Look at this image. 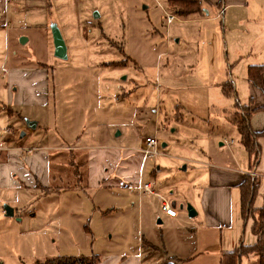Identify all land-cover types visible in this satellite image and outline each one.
<instances>
[{"label":"rangeland","instance_id":"obj_1","mask_svg":"<svg viewBox=\"0 0 264 264\" xmlns=\"http://www.w3.org/2000/svg\"><path fill=\"white\" fill-rule=\"evenodd\" d=\"M208 1L204 10L217 13ZM242 7L226 5L227 17L238 14L231 27L192 17L167 25L177 17L166 0L0 5V131H10L12 146L31 149L22 153L25 164L0 161V264L91 255L104 264L113 256L184 264L173 255L216 247L219 231L187 209L200 210L203 192L217 188L209 168H236L246 155L227 118L248 103V68L264 64V0ZM53 27L64 60L54 56ZM229 81L234 93L226 97ZM146 137L159 142L160 154L142 164L141 182L175 203L174 219L156 196L129 185L138 169L119 163L112 172L111 154L138 156ZM101 168L127 187L86 186L87 170ZM14 170L16 185L5 177Z\"/></svg>","mask_w":264,"mask_h":264},{"label":"crops","instance_id":"obj_2","mask_svg":"<svg viewBox=\"0 0 264 264\" xmlns=\"http://www.w3.org/2000/svg\"><path fill=\"white\" fill-rule=\"evenodd\" d=\"M244 1L245 0H237L236 3L230 2L226 5L233 6L234 8H243L242 6L244 5ZM206 2H209V1L204 0L203 10H204V4ZM9 3H14V2H6V0H0L1 6H3L4 4H9ZM213 3L216 4L217 13H213L209 15L210 13H207L204 10L203 15H200V14L192 15L191 17L194 18L192 20H196L198 23L202 24L205 22H213L218 19H221V24L223 23V20H224L225 23H228L231 27H233L235 21L237 20L238 14L236 12H231L227 17V10H225L226 5L221 3V1H217V0L213 1ZM205 15L211 16V17L205 18ZM176 19H179V18H175L170 23L166 22V24L171 25L173 21H175ZM182 20L191 21V19L190 20L182 19ZM247 83L249 85V99H248V103L241 108L246 107L250 111L257 109L256 111L252 112L249 118V125L253 132L261 134L264 132V83H263L262 90L255 88L248 81ZM8 142H9L8 144L12 146L11 139H9ZM257 144L259 146V159L253 169H250V161H249L248 154L246 153L244 158H242L241 162L239 163V166L236 165L237 166L236 168L230 167V165L229 166L213 165L215 167H211L208 170V175H207L208 180L213 182V185L217 186V188H212L208 191L203 192L201 208L200 210L197 209V211L195 212H197L196 215H199L200 212L203 213L204 218H205L204 219L205 223L203 224V226L205 227V229L219 231V237H218L219 239L216 242V247L212 246L211 249H207L206 251L196 253L197 251L195 249L196 247L195 245L194 247L195 253H192V255L175 254L173 255V258L175 260L180 261L184 264L192 263L193 261L195 262L202 261L203 264H219L220 258L223 254H227V253H230L238 249L241 244L244 246H248L254 243L255 237L251 234V227L253 224L252 220L248 219L246 222H244L241 218L239 186L243 182L245 176H251L250 175L251 173H255L257 176L256 178L260 179V187H259L258 194L254 201V208L259 209L262 207L263 193H264V135H261L257 138ZM140 149L138 150V156H134V157H132V155H129L126 158H121L118 153L111 154V159H109V161L111 162L113 166L112 172H114L115 170L114 168L116 164H119V163L125 164V166H130V167L132 166L133 168L138 169L137 172H139L138 173L139 175L137 177V180L132 183H129V185L134 186L139 196L140 195L156 196L158 204L160 205L159 199L163 197L160 194L155 193V191H153V188H152V191L154 194L144 193L138 190L137 188L138 184L140 183L150 184V183L141 182V178H140L141 169L140 168H142V164L146 160L143 159ZM1 156H2V160L0 159L1 162L5 164L9 162L11 165L12 163H19V162L22 163L23 161H24L23 164H25V162H28V160H30V158L23 157L22 153L17 152V151L4 152L0 155V157ZM234 158L235 157L233 154L232 161L233 163H236ZM30 162L32 163V159ZM84 163L86 164V162ZM107 172L108 171H105L102 168H101L100 173L99 172L96 173L94 170L92 171L87 170L86 177H83V180L84 179L86 180L85 181L86 186L90 185V186H99V187H104V188H106V186L107 188H114V187L126 188L127 187L128 184L124 182H120L115 177L114 179L111 180V176H107L108 174ZM116 173H117L116 177H119L123 174L117 170H116ZM8 175L9 176H5V177L7 179H10L13 185H16L15 180L17 179L16 178L17 175L15 173V170L8 173ZM21 177H24V175H21ZM35 181L37 183V187L45 186L44 184L45 180L43 181V178L42 179L40 178V180L35 178ZM14 214H15V211H14ZM176 216L170 217L169 219H174L176 218ZM206 242L210 243L207 240ZM191 247L193 249V246H190V248ZM192 249H190V251ZM251 257L252 256L243 257V258L244 259L248 258L247 264L249 263L258 264L257 260ZM243 258L241 259L240 264H242ZM128 260L132 262L131 264H139V261L136 259L131 258V259H127L123 261L121 257H116V256L111 257L109 261H107V264H124ZM98 264H104V263L101 262L99 259Z\"/></svg>","mask_w":264,"mask_h":264},{"label":"trees","instance_id":"obj_3","mask_svg":"<svg viewBox=\"0 0 264 264\" xmlns=\"http://www.w3.org/2000/svg\"><path fill=\"white\" fill-rule=\"evenodd\" d=\"M168 8L179 19H187L195 14H202L204 0H166ZM247 81L255 88L262 90L264 83V64L250 66L247 70ZM223 94L229 97L234 93L232 83L225 82L222 85ZM238 107V106H237ZM245 108V107H244ZM257 110V109H256ZM249 109L237 110L229 115L228 121L236 128L240 143L250 161V169H253L259 159V146L257 138L263 133H255L249 125L251 113L256 111ZM260 187V179L252 176H245L239 186L240 190V214L244 222L252 219L251 234L255 237L253 244L240 247L230 253L223 254L219 264H240L243 257L255 256L258 264H264V193L263 205L259 209L254 208V201ZM99 256H63L48 259L35 264H98Z\"/></svg>","mask_w":264,"mask_h":264},{"label":"built area","instance_id":"obj_4","mask_svg":"<svg viewBox=\"0 0 264 264\" xmlns=\"http://www.w3.org/2000/svg\"><path fill=\"white\" fill-rule=\"evenodd\" d=\"M20 0H6V2H18ZM172 20H174L173 16H168L167 17V23H170ZM11 133L8 129H4L0 131V155L4 152L8 151H17L20 153H31V149L26 148V147H21V146H10L8 145V140L10 137ZM140 152L143 156L144 160H147L149 158H152L154 156H157L160 154L159 152V142L154 138V137H146L143 139L142 145ZM252 177H257L255 173L250 174ZM138 190L144 192V193H149V194H154L152 191V187L150 184H138L137 186ZM160 206L162 208V211L164 214L168 217H175L176 216V211L175 209L171 206V203L167 201L164 198H160Z\"/></svg>","mask_w":264,"mask_h":264},{"label":"water","instance_id":"obj_5","mask_svg":"<svg viewBox=\"0 0 264 264\" xmlns=\"http://www.w3.org/2000/svg\"><path fill=\"white\" fill-rule=\"evenodd\" d=\"M52 40H53V47H54V56L58 59H63V60L66 59V57H67L66 46H65V43H64V40L61 36L60 31L56 27L52 28ZM20 42L23 44L26 42V39L22 38L20 40ZM32 127L34 128L35 125L33 124ZM23 136H24V134L20 135V137H23ZM171 206L172 207L175 206L174 202L171 203ZM187 211H188L189 217L196 216V212L194 210H192L190 207H188ZM4 215L6 217L14 216V210L9 206H4Z\"/></svg>","mask_w":264,"mask_h":264}]
</instances>
